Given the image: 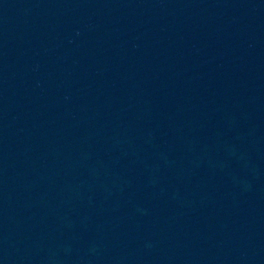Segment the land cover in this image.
Segmentation results:
<instances>
[{
    "label": "water",
    "instance_id": "water-1",
    "mask_svg": "<svg viewBox=\"0 0 264 264\" xmlns=\"http://www.w3.org/2000/svg\"><path fill=\"white\" fill-rule=\"evenodd\" d=\"M0 264H264V136L0 0Z\"/></svg>",
    "mask_w": 264,
    "mask_h": 264
}]
</instances>
